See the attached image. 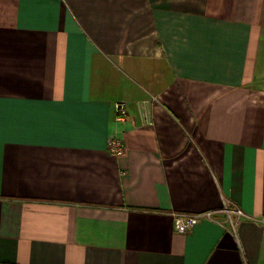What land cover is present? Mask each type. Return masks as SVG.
<instances>
[{
    "label": "crops",
    "instance_id": "crops-1",
    "mask_svg": "<svg viewBox=\"0 0 264 264\" xmlns=\"http://www.w3.org/2000/svg\"><path fill=\"white\" fill-rule=\"evenodd\" d=\"M0 264H264V0H0Z\"/></svg>",
    "mask_w": 264,
    "mask_h": 264
},
{
    "label": "built area",
    "instance_id": "built-area-1",
    "mask_svg": "<svg viewBox=\"0 0 264 264\" xmlns=\"http://www.w3.org/2000/svg\"><path fill=\"white\" fill-rule=\"evenodd\" d=\"M116 114L118 121H125L128 115L126 104L121 102L115 105ZM109 153L116 157L124 156L126 153V147L121 139L113 138L108 144ZM223 212L227 213L231 218L232 214L236 217L243 218L246 217L244 212L240 209L232 210L229 206H225ZM213 212H205L202 214H176L174 218L175 230L179 234H185L190 229L198 225L202 220H212Z\"/></svg>",
    "mask_w": 264,
    "mask_h": 264
}]
</instances>
